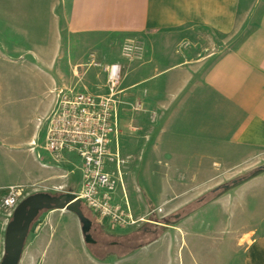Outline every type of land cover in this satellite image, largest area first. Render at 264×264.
<instances>
[{
    "label": "rangeland",
    "instance_id": "374dc122",
    "mask_svg": "<svg viewBox=\"0 0 264 264\" xmlns=\"http://www.w3.org/2000/svg\"><path fill=\"white\" fill-rule=\"evenodd\" d=\"M263 8L264 0H244L239 16L240 32L231 37L202 27L178 31L177 50L183 51L186 57L201 60L215 54L195 64L197 79L193 86H201L202 78L216 59L256 26ZM25 17L22 30L0 24V196L9 187L20 190L21 202L37 193L80 194L83 180L79 159L66 157L56 162L48 152L36 148L33 153L29 146V140H35L38 146L44 144L46 114L54 107L61 90L72 91L77 87L81 93L91 94L93 89L104 90L102 85H105L106 95L115 94L118 122L125 131L122 140L128 142V147L127 152L123 148L120 158L124 162L121 163L122 182L115 176L112 178L114 188L119 187L111 194L112 204L120 207V213H125L120 222L99 217L84 207L86 217L93 222L91 234L97 241L96 245H88L76 215L66 210L43 211L32 224L20 264H189L190 257H198L196 253L203 246L202 222L209 225L217 218L216 224H222L240 219L236 211L226 216L211 205L222 191L210 194L207 198L210 201L193 213L184 209L215 189L231 185L264 167V150L238 165L174 164L168 144L160 148L156 138L147 133L159 119L163 126L169 124L168 115H162L165 110L157 111L160 87L147 85L122 93L141 78L139 71L143 68L147 69L148 76L165 68L169 54L165 51L158 54L163 61L157 68L153 64L157 52L152 48L147 50L144 41L136 36H76L68 31L57 0H29ZM168 44L175 47L176 43L164 41L162 48ZM98 64L120 67L119 83L113 91L108 75ZM161 90L169 92L170 85H162ZM165 139L168 143V134ZM146 143L147 147L142 148ZM129 155L132 157L127 158ZM44 164L48 168H43ZM186 167L189 177L184 172ZM110 171L114 172L111 168ZM153 210L156 212L150 216ZM129 214L131 219L126 217ZM164 216L168 218L163 220ZM11 220L12 216L0 211V264L5 256V232ZM149 221L164 226L146 224ZM190 221L195 226L196 245L190 230L188 239L186 236V224ZM219 230L214 228V235L206 234L208 247L216 245L207 239L217 240ZM207 245L203 246L205 253L211 250ZM196 261L200 263V259Z\"/></svg>",
    "mask_w": 264,
    "mask_h": 264
},
{
    "label": "crops",
    "instance_id": "0c3cea01",
    "mask_svg": "<svg viewBox=\"0 0 264 264\" xmlns=\"http://www.w3.org/2000/svg\"><path fill=\"white\" fill-rule=\"evenodd\" d=\"M57 1L68 31L76 36H136L144 41L147 50L152 48L157 52L153 60L157 68L163 61L158 54L163 51L169 54L165 58L168 63L165 68L150 76L143 68L139 71L141 78L129 84L122 93L147 85L160 87L157 111L165 110L162 115H168L169 124L163 126L159 119L147 133L156 138L160 148L168 144L174 164L238 165L264 150V8L256 26L217 58L202 78V85L195 87V64L215 54L201 60L186 57L183 51L177 50L178 31L202 27L223 37L234 36L240 32L239 16L244 0ZM28 3L29 0H0V24L22 30L26 23L25 15H28ZM164 41L175 42V47L168 44L167 48H162ZM65 83H69L67 79ZM164 84L170 85L169 92H162ZM102 86L104 90L93 89L91 94L106 95V86ZM71 90L82 92L77 87ZM119 130L112 146L119 144L121 150L125 148L126 151L128 142L122 140L125 131L121 123ZM144 138L150 139V136ZM44 144L38 146L35 140H29L33 153L36 148L43 150ZM141 147H147V143ZM37 157L40 158V154ZM66 157H76L82 164L75 154H65L62 159ZM43 168H48V165L44 164ZM184 172L189 177L188 167ZM211 205L221 209L226 216L236 211L240 221L231 219L221 224L218 220L219 224H216V218L209 225L202 222L204 247L207 245L206 234H215L212 229H220L219 237L217 240L208 237V242L216 243L214 247L207 245L212 253H205L202 246L203 251L200 248L201 252L196 253L198 257H190L189 264H264V172L223 193ZM193 228L192 221L187 222V239L190 230L194 237L193 245H196ZM198 259L200 263L196 261Z\"/></svg>",
    "mask_w": 264,
    "mask_h": 264
},
{
    "label": "built area",
    "instance_id": "2783aa9c",
    "mask_svg": "<svg viewBox=\"0 0 264 264\" xmlns=\"http://www.w3.org/2000/svg\"><path fill=\"white\" fill-rule=\"evenodd\" d=\"M108 75L111 91L119 83L118 65H101ZM112 92L106 96L61 90L53 110L46 117L47 134L43 150L56 161L75 154L82 161L83 186L75 194L99 217L120 222L124 211L112 204L114 174L108 168L113 138L119 135L118 111ZM20 190L9 187L0 196V211L13 216L20 204ZM130 212V211H129ZM131 219V214L126 215Z\"/></svg>",
    "mask_w": 264,
    "mask_h": 264
},
{
    "label": "water",
    "instance_id": "95a60500",
    "mask_svg": "<svg viewBox=\"0 0 264 264\" xmlns=\"http://www.w3.org/2000/svg\"><path fill=\"white\" fill-rule=\"evenodd\" d=\"M51 210H66L76 215L81 223L85 243L96 244L91 234L93 222L85 216L82 200L77 199L74 193H66L56 198L47 193H37L23 200L14 211L5 232V256L1 264L21 263L32 224L43 211Z\"/></svg>",
    "mask_w": 264,
    "mask_h": 264
},
{
    "label": "flooded vegetation",
    "instance_id": "af4514ba",
    "mask_svg": "<svg viewBox=\"0 0 264 264\" xmlns=\"http://www.w3.org/2000/svg\"><path fill=\"white\" fill-rule=\"evenodd\" d=\"M120 133V132H119ZM119 144H116L115 146H112L110 148V155H109V158H108V168H111V170L113 169V174L114 176L116 177V179L119 181V182H122V179H121V163H124L123 161L120 160L121 158V154H122V150L120 148V146H118ZM132 156H127V158H131ZM113 176V177H114ZM121 187V186H120ZM119 187H117L116 189L114 188V191H118ZM122 189L124 191V194H125V189L123 188V185H122ZM121 191V189H120ZM66 193H71V192H63L59 195H51L52 197L56 198V197H60L61 195L63 194H66ZM112 194H114V192H112ZM83 202L82 201V210L85 214V211H84V207H86L92 214H95L88 206L87 204L85 203L86 206L83 205ZM128 203H129V200H128ZM130 211V209H128ZM52 211V210H51ZM156 212V210H153L150 214L151 215H154V213ZM86 216V214H85ZM175 218H177V215H174ZM168 217L167 216H164L163 217V220H166ZM146 224H150V225H154V226H164L162 224H157V223H153L152 221H149L148 223ZM148 226V225H146ZM92 229H93V226H92ZM147 227H145V231H147ZM93 235V234H92ZM97 243V241H96ZM113 244H116V245H120L118 242H114ZM96 245V244H94Z\"/></svg>",
    "mask_w": 264,
    "mask_h": 264
},
{
    "label": "trees",
    "instance_id": "16d2710c",
    "mask_svg": "<svg viewBox=\"0 0 264 264\" xmlns=\"http://www.w3.org/2000/svg\"><path fill=\"white\" fill-rule=\"evenodd\" d=\"M263 172H264V167H259V168H257L256 170H254V171L248 173L246 176L241 177V178L235 180L236 183H234V181H233V182L231 183V185H225V186H223V187H221V188L215 189V190L212 191L211 193H208V194L204 195V196L201 197L200 199H198V200L192 202L190 205L186 206V208H185L184 210H185L187 213H189V214H190V213H193V212L199 210L200 208H202V206H203L204 204H207V203L210 201V200H207V198H208V196H209L210 194L215 195L216 193H218V192H220V191H222L221 194H223V193L227 192L228 190H230V189H232V188H235V187H237V186H239V185H241V184L247 182L248 180H250V179H252V178H254V177L260 175V174L263 173ZM226 186H229V187L226 188ZM206 201H207V202H206Z\"/></svg>",
    "mask_w": 264,
    "mask_h": 264
}]
</instances>
